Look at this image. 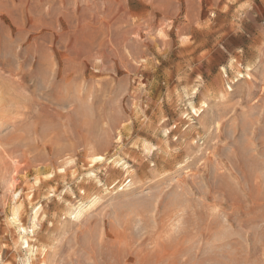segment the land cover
Returning a JSON list of instances; mask_svg holds the SVG:
<instances>
[{"label": "rangeland", "instance_id": "1", "mask_svg": "<svg viewBox=\"0 0 264 264\" xmlns=\"http://www.w3.org/2000/svg\"><path fill=\"white\" fill-rule=\"evenodd\" d=\"M0 264H264V0H0Z\"/></svg>", "mask_w": 264, "mask_h": 264}, {"label": "bare ground", "instance_id": "2", "mask_svg": "<svg viewBox=\"0 0 264 264\" xmlns=\"http://www.w3.org/2000/svg\"><path fill=\"white\" fill-rule=\"evenodd\" d=\"M98 158H101V157H98ZM98 158H97V159H98ZM96 163H97V162H96ZM81 212H82V210H81ZM79 213H80V211H79Z\"/></svg>", "mask_w": 264, "mask_h": 264}]
</instances>
